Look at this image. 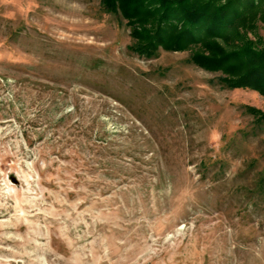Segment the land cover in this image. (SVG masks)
<instances>
[{"label":"rangeland","instance_id":"1","mask_svg":"<svg viewBox=\"0 0 264 264\" xmlns=\"http://www.w3.org/2000/svg\"><path fill=\"white\" fill-rule=\"evenodd\" d=\"M130 31L0 0V264H264V95Z\"/></svg>","mask_w":264,"mask_h":264},{"label":"trees","instance_id":"2","mask_svg":"<svg viewBox=\"0 0 264 264\" xmlns=\"http://www.w3.org/2000/svg\"><path fill=\"white\" fill-rule=\"evenodd\" d=\"M102 6L127 19L132 51L151 58L162 49L201 44L204 50L195 51L191 62L222 71L228 87L264 95V36L258 31L264 24V0H102ZM247 107L264 124V111Z\"/></svg>","mask_w":264,"mask_h":264}]
</instances>
